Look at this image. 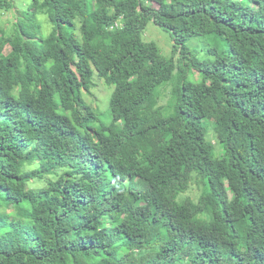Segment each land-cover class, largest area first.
I'll return each mask as SVG.
<instances>
[{"label": "trees", "instance_id": "16d2710c", "mask_svg": "<svg viewBox=\"0 0 264 264\" xmlns=\"http://www.w3.org/2000/svg\"><path fill=\"white\" fill-rule=\"evenodd\" d=\"M1 14L0 264H264V0H0ZM199 38L211 59L189 53ZM23 206L30 230L7 241Z\"/></svg>", "mask_w": 264, "mask_h": 264}, {"label": "rangeland", "instance_id": "374dc122", "mask_svg": "<svg viewBox=\"0 0 264 264\" xmlns=\"http://www.w3.org/2000/svg\"><path fill=\"white\" fill-rule=\"evenodd\" d=\"M13 16L11 14H1L0 15V22L6 25L7 28L11 25V19ZM11 20V21H10ZM76 34L79 35V31H76ZM143 40L146 42H153L157 45L160 54L165 59H168L171 55L172 49V41L170 36L167 32L163 31L161 28L156 27L152 23H149L144 31ZM189 53L195 55L199 60H206L211 59L208 57L205 51V41L203 38L193 39L186 44ZM11 50L7 46L4 50V57L0 59V70H7L8 63L7 58L10 54ZM191 75L194 79H198V75L195 72H191ZM171 85L163 86L161 88V97H160V105H167L170 101L169 94H170ZM93 94L95 95L93 98H89L92 102L91 104L93 107L99 112H105L107 108V103L109 99V88L106 87L103 82L97 81V86L92 89ZM131 190L134 188V184H129ZM196 193V189L192 191V195ZM14 218L11 219L9 223V227L3 232V237L7 241H17L23 239L26 232L30 230V227L27 221L30 219V211L27 206L20 207L13 213ZM241 233L243 234L242 230L240 229Z\"/></svg>", "mask_w": 264, "mask_h": 264}]
</instances>
